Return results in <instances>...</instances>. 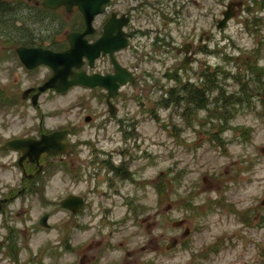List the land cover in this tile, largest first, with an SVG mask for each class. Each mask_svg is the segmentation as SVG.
Segmentation results:
<instances>
[{
	"label": "rangeland",
	"instance_id": "1",
	"mask_svg": "<svg viewBox=\"0 0 264 264\" xmlns=\"http://www.w3.org/2000/svg\"><path fill=\"white\" fill-rule=\"evenodd\" d=\"M17 1V9L37 8L35 0ZM181 2L182 19L167 20L163 44L139 66L138 82L125 89L130 103L121 102L119 116L105 127L92 125L98 118L84 119L98 116L101 106L90 98L80 107L83 95L93 96L80 87L42 99L47 115L59 111L48 125L67 119L78 124L70 164L59 157L29 182L13 160L16 153L0 154V198L10 187L36 184L0 209V264H264V0ZM232 2L233 17L218 28ZM27 13L0 12V27L8 30L0 34V89L7 111L0 128L6 126L8 136L24 131L37 114L29 101L16 99L19 90L49 72L26 69L3 45H15L12 30L61 27L67 19L58 11L61 19L53 15L32 24L34 14ZM155 36H139L146 52ZM186 39L193 42L197 60L179 80H170L163 73L184 55L173 45ZM157 79L161 88L154 85ZM175 86L184 98L167 105L164 89ZM190 91L196 100H187ZM125 106L131 113L121 126ZM122 130L133 136L124 140ZM123 148L133 154V176L113 194L109 187L115 183L103 160L113 157L120 164L123 154L115 150ZM72 193L87 197L84 212L61 206ZM44 214H49L47 227L40 222ZM179 219L184 223L175 225Z\"/></svg>",
	"mask_w": 264,
	"mask_h": 264
},
{
	"label": "flooded vegetation",
	"instance_id": "2",
	"mask_svg": "<svg viewBox=\"0 0 264 264\" xmlns=\"http://www.w3.org/2000/svg\"><path fill=\"white\" fill-rule=\"evenodd\" d=\"M43 1L44 0H35L37 8H34L32 11L28 10L26 7H22L20 10L24 9L29 11L31 14H34L32 24L35 20H41L44 23L47 18H51V16L58 17V11H62V17L67 18L63 22V25L61 27H49L47 29L43 27L35 28L36 26H34L31 28L30 26H27L31 28L30 33H27L29 28H22L19 31L22 33L12 30L10 37V39L12 38L13 40L12 42L15 43L14 39H21L22 42L15 45L11 44L10 46H8V44H4V49L9 48L10 50H8V52H15L19 59L20 57L18 55L17 48L22 46L27 48L64 51L71 47L69 35L72 33H78L81 37V49L83 50V53L81 55L80 66H74L72 68L74 71L82 73L85 79H91L95 75L113 77V75L117 73L116 64H118L122 66L125 77L128 78V80L131 78V81H128L127 83H123L120 80L112 82L113 85L117 86L116 90L113 92H111L110 89L104 85L91 86L88 84L73 85L67 89L61 90H58L55 87L41 89V87L53 75V68L47 64H38L33 68H28L20 59L21 63L28 70L47 68L49 72V75L41 82L32 83L19 90L18 98L16 97L17 100L21 98L25 101H29L32 107L36 109L37 114H35L34 120L31 123L25 122L26 126L24 127V131L13 132L9 136L5 134V131H3L7 128L6 126L0 128V154L3 155L4 152L10 151L16 153V157L13 158V160H15V162L22 167L25 175L23 180H27L29 182H32V180L35 181L36 177H40L47 173L49 171L48 169L53 166L54 161L59 157H61L63 162L67 164L71 154L74 152V147L76 146L74 135L77 134L78 124L70 121V119H67L59 124L48 125V119L53 117L55 113H59V111L53 110L52 112L50 111L51 115H47V111L44 110L42 105V99L47 95H49V98H54L55 95L64 96L70 91V89L80 87L83 90L82 93L93 94L91 97L88 96V94L83 95V102H81L80 107L87 106L90 103V98L97 99L98 104L101 106V108L96 112L98 116L94 117L93 115L88 114L85 115L84 119L93 123V119L95 121L98 118L100 122L98 124H95L94 122L92 125H95L94 127L98 129L105 127L113 118L119 116L121 102L126 100L127 104L130 103L132 95L129 93L125 95V89H128V87L138 82L140 76L142 75L139 70V66L144 61L151 59L150 52L157 50L158 47L163 44L162 42L164 41V38L160 35L167 34V32H165L166 25L168 23L167 20L174 19L172 20L173 22H180L179 20L182 19L184 7L181 0H108L104 5H102L100 11L91 17V22L88 24L84 11L80 10L77 5H74L70 10L65 5L50 8L45 7L43 5ZM188 1L189 0H185V2ZM193 1L195 2V0ZM150 10H152V14H150ZM168 10L170 12H167ZM170 13L173 15L171 16ZM25 14L28 15L27 12H25ZM34 30H38L39 33H36ZM7 31L8 30L4 27H0V34H7ZM150 33H154L156 36L153 39V48L146 52L145 50L147 47L144 46L142 38L139 36L150 35ZM202 33L207 34L206 31H203ZM207 35L208 36H206V38H209V34ZM99 44L101 49L98 52V55H93V50L89 46H97ZM173 47L175 48L177 54H181L183 51L184 55L182 59L171 69L180 66L184 61L187 62L188 66H190L193 61L197 60V50L193 48V42L189 41V39H186L181 45H173ZM142 51H144V53H141ZM183 70H181V72ZM165 72L163 73L164 77ZM181 72L174 81L181 78ZM68 78L70 80L72 79L71 76H68ZM59 85L62 88L64 86L61 82ZM154 85H157V88H161L163 84L159 81V79H157ZM86 90L92 92H87ZM2 95H4V89L3 93L2 89H0V116L2 112H4L3 115L7 114L4 104H2ZM140 106L143 110L145 109V103L143 100L140 102ZM130 113L131 108L126 107L124 117L118 121L121 126L127 123L130 118ZM122 132L123 139L126 141L133 136V131H131V133L126 130H122ZM46 135L52 136L46 140L43 145L44 149L42 150L32 149L31 146H27L26 149H21L7 145L8 141L14 138H30L32 140H39ZM77 143H81L79 139ZM128 151V148L115 150V153L123 154L120 164H115L113 162L114 160H112L113 157H108L103 160L105 162V168H108L107 175L108 178L111 179V184L115 183L114 186L109 187L110 192L113 194L119 193L118 185L120 183L122 184L126 180L132 179L133 170H131L130 167L134 158L133 154ZM0 160L3 161L4 156L3 158L0 157ZM13 160L11 159V161ZM68 164H70V162ZM28 169H32V171L28 172ZM118 179H121V182H118ZM35 186L36 184L33 182V184L28 188H26V186H24L25 188L21 186V189L18 188V186L10 187L3 197L0 198V209L4 211L3 204L6 203L8 199H13L17 196V194L22 193L24 190L27 192L32 191ZM90 190L91 187L89 188V191ZM81 196L84 198V205L80 212H84L88 202L86 196Z\"/></svg>",
	"mask_w": 264,
	"mask_h": 264
},
{
	"label": "water",
	"instance_id": "3",
	"mask_svg": "<svg viewBox=\"0 0 264 264\" xmlns=\"http://www.w3.org/2000/svg\"><path fill=\"white\" fill-rule=\"evenodd\" d=\"M108 0H45L43 4L46 7L56 8L60 5H65L70 10L74 5H77L78 8L84 11L88 24L91 22V17L98 13L102 7V5ZM234 4L230 5V10H226L224 13V18L219 20L218 27H224L226 25L227 20L231 17L233 13ZM69 39L71 42V47L64 51H53V50H44L42 48H27V47H18L17 51L20 55V58L25 63L28 68H32L38 64L45 63L53 68L54 73L50 77V79L41 87V89H45L48 87H55L58 90L67 89L75 84H88L91 86L95 85H104L110 89L111 92L116 90L117 86L113 85L112 82H116L117 80L126 83L128 78L125 77L123 69L120 65L116 64L117 73L113 75V77H102L95 75L93 78H87L82 75V73L74 71L72 68L74 66H80L81 55L83 50L81 49V37L78 33H72L69 35ZM93 51V55H98V52L101 49L99 45L89 46ZM121 47V46H120ZM186 66V62H184L179 67L175 68L173 71L166 72V76L169 78H176L179 74L180 69ZM68 76H71L70 80ZM131 80V78H130ZM60 82L64 85L63 88L60 87ZM113 94V93H111ZM52 135H46L42 139L32 140L30 138H17L10 142L8 145H12L16 148L25 149L27 146H31L32 149H44V143L48 138ZM84 203V199L76 194H71L64 198L61 201L62 207L71 209L74 212L79 211L82 208ZM264 203V200H263ZM48 214H45L41 218V224L44 226H49L48 223ZM175 225L181 224L180 221H176Z\"/></svg>",
	"mask_w": 264,
	"mask_h": 264
},
{
	"label": "trees",
	"instance_id": "4",
	"mask_svg": "<svg viewBox=\"0 0 264 264\" xmlns=\"http://www.w3.org/2000/svg\"><path fill=\"white\" fill-rule=\"evenodd\" d=\"M14 2H18L17 0H4V1H0V7H1V11L6 15V16H12V15H18V16H22L23 14H25V12H27L26 10H20L17 9L14 5ZM20 10V11H19ZM24 11V12H23ZM12 40V38H11ZM13 41V40H12ZM15 44H19L21 43V39H14ZM214 83V82H213ZM177 90L179 91V88H170L169 91L167 93L164 94V96H166V98H163V100L167 101V105L170 103H175L178 102L177 100L182 97V94L180 93V95H177ZM191 99H187L190 101H194L196 100V98L193 96V91H190L189 95H188ZM162 101V100H161ZM202 104V103H201ZM198 105L203 106V105Z\"/></svg>",
	"mask_w": 264,
	"mask_h": 264
}]
</instances>
